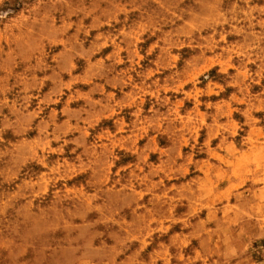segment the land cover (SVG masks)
<instances>
[{"label": "rangeland", "instance_id": "rangeland-1", "mask_svg": "<svg viewBox=\"0 0 264 264\" xmlns=\"http://www.w3.org/2000/svg\"><path fill=\"white\" fill-rule=\"evenodd\" d=\"M0 264H264V0H0Z\"/></svg>", "mask_w": 264, "mask_h": 264}]
</instances>
